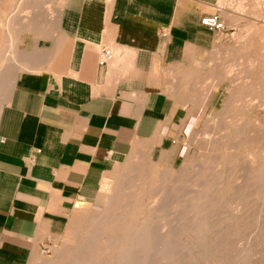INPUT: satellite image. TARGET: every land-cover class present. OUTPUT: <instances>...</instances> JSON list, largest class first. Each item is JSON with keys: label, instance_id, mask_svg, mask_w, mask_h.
<instances>
[{"label": "crops", "instance_id": "obj_1", "mask_svg": "<svg viewBox=\"0 0 264 264\" xmlns=\"http://www.w3.org/2000/svg\"><path fill=\"white\" fill-rule=\"evenodd\" d=\"M11 1L0 0L5 34ZM219 2L68 0L47 17L44 63L24 33V67L0 93V264H34L135 149L176 146L223 33L201 24L224 20ZM220 89L202 90L203 109Z\"/></svg>", "mask_w": 264, "mask_h": 264}, {"label": "rangeland", "instance_id": "obj_2", "mask_svg": "<svg viewBox=\"0 0 264 264\" xmlns=\"http://www.w3.org/2000/svg\"><path fill=\"white\" fill-rule=\"evenodd\" d=\"M67 1L8 3L2 12L13 18L10 37L0 22V61L9 65L0 69L10 76L24 67V33L33 48L25 53L43 63L50 58L41 54L52 42L43 35L47 17ZM219 8L226 30L199 83L202 90L221 87L213 104L203 109L205 90L194 88V112L176 146L153 154L135 149L119 160L110 184L72 215L34 264H121L147 226L155 244L133 249L136 264L148 253L149 264H264V0H220Z\"/></svg>", "mask_w": 264, "mask_h": 264}, {"label": "bare ground", "instance_id": "obj_3", "mask_svg": "<svg viewBox=\"0 0 264 264\" xmlns=\"http://www.w3.org/2000/svg\"><path fill=\"white\" fill-rule=\"evenodd\" d=\"M110 0H108L107 2H109ZM38 6H40V5H38ZM36 8V7H35ZM23 10V9H22ZM36 10V9H35ZM59 11L60 9L58 8H56L55 9V11ZM36 12V11H35ZM28 14V13H27ZM28 16V15H27ZM43 17H44V13H43V15H42ZM41 15H40V17H42ZM29 17V16H28ZM25 19V18H24ZM23 19V20H24ZM33 19V18H32ZM25 20H28V19H25ZM30 20V19H29ZM24 22V21H23ZM27 23V22H26ZM6 27H8V24L6 25ZM9 28V27H8ZM7 34H8V36H9V32H8V29H7ZM7 36V37H8ZM16 36H18V35H16ZM10 37V36H9ZM14 38V37H13ZM16 41V40H15ZM10 42V41H9ZM17 43V42H16ZM13 44V43H12ZM14 45V44H13ZM12 45V46H13ZM11 45H10V47H12ZM14 48V47H13ZM12 50V49H11ZM7 51V50H6ZM5 51V52H6ZM5 52H4V54H5ZM3 53V52H2ZM8 55H9V53H7ZM18 54H20V53H18ZM6 55V54H5ZM11 55L13 56L14 54H12V52H11ZM7 56V55H6ZM5 56V57H6ZM2 57V56H1ZM7 59H10V57L8 58V57H6ZM3 59H4V57H3ZM2 59V60H3ZM8 61V60H7ZM7 61H0V66L2 65V64H5L6 66L7 65H9L8 63H7ZM15 61V60H14ZM14 63V62H13ZM23 63V62H22ZM18 65V64H17ZM20 65V64H19ZM21 67V66H20ZM23 68V67H22ZM21 69V68H20ZM9 70H7L6 68L5 69H0V82H1V80L3 79L4 81H5V83H4V90L6 89V90H8V84H9V79L13 76V75H10L9 76ZM170 200V199H169ZM166 201V200H165ZM171 201H173V200H171ZM163 203V202H162ZM159 208V207H158ZM159 210V209H158ZM148 225V224H147ZM161 231V230H160ZM143 234L141 235L142 236V241L141 242H139V244H140V246H148L149 245V247L151 246V244L155 241H153V235L155 234V232L153 231V229L151 228V227H149L148 228V226H147V228H146V230L144 231L143 230V232H142ZM163 234V233H162ZM173 235V234H172ZM140 236V235H139ZM169 236V235H168ZM156 237V236H155ZM140 238V237H139ZM141 239V238H140ZM158 240H160V239H158ZM164 240V239H163ZM139 241V240H138ZM137 241V242H138ZM153 241V242H152ZM165 241H166V239H165ZM136 242V243H137ZM159 242V241H158ZM166 243V242H165ZM164 243V244H165ZM128 244V243H127ZM139 244H136L135 245V248H136V246L138 247L139 246ZM153 244H155V243H153ZM170 244V243H169ZM157 245V244H156ZM154 246V245H153ZM152 246V247H153ZM165 246H167V244L165 245ZM168 246H170V245H168ZM154 247H156V246H154ZM134 247H131V248H129V249H127L126 251H124L122 254V257H123V260H121V264H136V263H134V259H135V257H134V250L133 249H135ZM168 248V247H167ZM169 249V248H168ZM160 251V250H159ZM169 251H171V250H169ZM136 252V251H135ZM141 252H143V250H141ZM160 252H162V251H160ZM174 252V251H173ZM151 253V252H150ZM149 254V253H148ZM146 255V257H145V260L142 262V263H140V264H149V260H150V256H151V254H149V255ZM157 254V253H156ZM162 255H163V257H165V255H166V253H164V251H163V253H162ZM167 256V255H166ZM162 257V256H161ZM168 257H169V255H168ZM159 259H160V257H159ZM162 259V258H161ZM120 260V259H119ZM139 260V259H138ZM140 261V260H139ZM151 261V260H150ZM161 260H159V262H160ZM154 262V261H153ZM158 262V261H157ZM167 262V261H166ZM170 262V261H169ZM173 262V261H172ZM163 263H165V261L163 262ZM117 264V263H116ZM156 264H158V263H156ZM169 264V263H168Z\"/></svg>", "mask_w": 264, "mask_h": 264}, {"label": "built area", "instance_id": "obj_4", "mask_svg": "<svg viewBox=\"0 0 264 264\" xmlns=\"http://www.w3.org/2000/svg\"><path fill=\"white\" fill-rule=\"evenodd\" d=\"M201 24L213 32H224L226 30V23L221 18V15L219 12L203 17L201 20ZM112 57H113V53L110 49H107V48L103 49L101 53L102 63L108 62L110 59H112ZM50 251H51L50 246H47L42 249L41 253L43 255H46Z\"/></svg>", "mask_w": 264, "mask_h": 264}]
</instances>
